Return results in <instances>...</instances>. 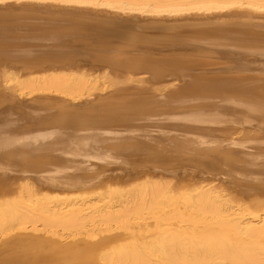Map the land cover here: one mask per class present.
<instances>
[{
	"label": "bare ground",
	"instance_id": "1",
	"mask_svg": "<svg viewBox=\"0 0 264 264\" xmlns=\"http://www.w3.org/2000/svg\"><path fill=\"white\" fill-rule=\"evenodd\" d=\"M0 264H264V0H0Z\"/></svg>",
	"mask_w": 264,
	"mask_h": 264
}]
</instances>
